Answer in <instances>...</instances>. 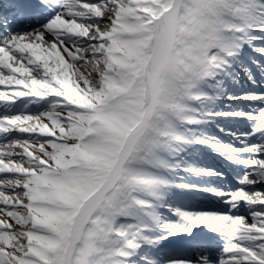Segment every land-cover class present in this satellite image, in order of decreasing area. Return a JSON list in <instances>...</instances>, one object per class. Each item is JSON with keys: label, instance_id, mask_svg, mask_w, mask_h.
<instances>
[{"label": "snow or ice", "instance_id": "obj_1", "mask_svg": "<svg viewBox=\"0 0 264 264\" xmlns=\"http://www.w3.org/2000/svg\"><path fill=\"white\" fill-rule=\"evenodd\" d=\"M0 264H264V0H0Z\"/></svg>", "mask_w": 264, "mask_h": 264}]
</instances>
